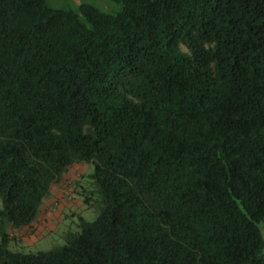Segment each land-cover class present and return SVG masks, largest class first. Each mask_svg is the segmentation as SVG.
Segmentation results:
<instances>
[{"label": "trees", "instance_id": "trees-1", "mask_svg": "<svg viewBox=\"0 0 264 264\" xmlns=\"http://www.w3.org/2000/svg\"><path fill=\"white\" fill-rule=\"evenodd\" d=\"M116 1L0 0V264H264V0Z\"/></svg>", "mask_w": 264, "mask_h": 264}, {"label": "rangeland", "instance_id": "rangeland-1", "mask_svg": "<svg viewBox=\"0 0 264 264\" xmlns=\"http://www.w3.org/2000/svg\"><path fill=\"white\" fill-rule=\"evenodd\" d=\"M49 6L57 9L65 10H78L81 5L87 4L95 6L96 8L116 14L118 13L123 5L121 2L116 0H46ZM85 165H78L75 169L74 175H78L86 170ZM93 169V166L91 165ZM68 203L67 209L65 210L68 214L76 213L73 217L66 218V212L61 211L57 213L55 219L52 220L51 226L55 227L49 232L44 233V236L41 238H35L32 242H26L25 240L19 241V243H12L11 248L15 251H24V252H38L41 250H49L56 245H62L65 243L64 232L74 225L78 221L79 216H83L88 220H93L97 216V212L93 209H89L86 206H81L82 201L79 199L71 198L70 194H66ZM60 205V202H58ZM3 207L2 199L0 197V209ZM59 219V221H57ZM57 221V224L55 222ZM260 227L264 236V222L260 224Z\"/></svg>", "mask_w": 264, "mask_h": 264}, {"label": "crops", "instance_id": "crops-1", "mask_svg": "<svg viewBox=\"0 0 264 264\" xmlns=\"http://www.w3.org/2000/svg\"><path fill=\"white\" fill-rule=\"evenodd\" d=\"M75 171L67 176L66 181L68 183H72L75 182V180H77L78 175H74ZM73 180V181H72ZM68 192L62 188V187H56L54 189V197H52L49 202H48V207L49 209L47 211H44L43 216L41 217L40 221L37 223L36 228L34 230V233L32 235H27L23 237V240H25L26 242H32L35 238H39V237H43L44 233L49 232L48 230H52L55 227L51 226V222L53 219H55V217L57 216V213L59 212H63L67 209L66 206H68V203L70 202L69 200H67V194ZM59 201V203L57 204L56 208H54L52 206L53 203H55V201ZM82 206V204H81ZM51 207H53L51 209ZM66 212V211H65ZM68 215V212H66V216ZM59 221V219L57 220ZM57 221L55 220L56 224Z\"/></svg>", "mask_w": 264, "mask_h": 264}]
</instances>
